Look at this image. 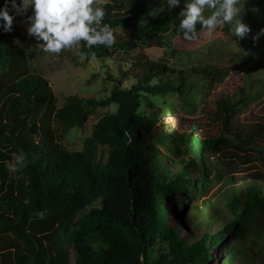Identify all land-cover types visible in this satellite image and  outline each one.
<instances>
[{"label": "trees", "instance_id": "trees-1", "mask_svg": "<svg viewBox=\"0 0 264 264\" xmlns=\"http://www.w3.org/2000/svg\"><path fill=\"white\" fill-rule=\"evenodd\" d=\"M26 17L32 19L33 9L19 0H1L0 70L15 79L0 89V240L12 237L16 244L0 245V264H71L67 244L75 248V264H197L233 231L237 237L232 253L236 248L247 255L257 252L252 264H264V247L257 243L264 240V231L255 240L249 220L264 211V182L239 181L237 154L223 150L231 146L264 163V124H236L233 131L229 126L236 112L264 92V72L249 78V89L241 87L218 101L226 112L218 138L199 123L185 132L163 128L154 133V125L144 126L140 114L144 94L173 92L189 103L204 85L223 84L227 70L183 63L179 69L139 53L127 73L134 81L129 89L118 84L105 100L73 96L59 108L50 82L31 72L25 42H17ZM144 17L149 18L146 23ZM216 23L223 24L231 41L247 44L251 31L264 34V0H202L197 5L172 1L163 6L154 0H124L103 6L98 22L85 20L80 27L89 60L106 58L114 49H142L138 40L159 45L171 29L195 37ZM27 24L29 30L31 21ZM121 27L130 28L132 36L116 35L114 30ZM111 103L118 105L116 113L94 126L82 150L63 147L56 124H64L66 131L82 128L99 107ZM141 129L148 143L176 144L175 157L178 146L192 153L204 185L224 178L233 187L220 196L221 209L208 202L204 212L195 209V223L207 225L195 226L201 235L183 238L180 229L169 224L167 209L160 213L162 201L184 189L181 183L188 182L191 172L182 168V173L169 175L146 150ZM182 162L195 166L188 159ZM213 173L216 178H211ZM83 211L87 213L79 217ZM216 218L226 223L214 233L208 225Z\"/></svg>", "mask_w": 264, "mask_h": 264}, {"label": "rangeland", "instance_id": "rangeland-1", "mask_svg": "<svg viewBox=\"0 0 264 264\" xmlns=\"http://www.w3.org/2000/svg\"><path fill=\"white\" fill-rule=\"evenodd\" d=\"M19 1L24 8L33 9V17L32 19L24 18L27 22L24 21L25 23L20 27L16 35L17 42L19 44H22V41L25 42L31 72L43 75L50 82L59 108L63 107L73 96L105 100L118 84H121L124 89H129L134 81L127 73L136 63L139 53H143L144 57L149 60L163 62L179 69H184L183 64L189 68L196 65L198 67L214 66L227 70L228 77L223 84L204 85L201 91L195 92L196 98L189 102L190 104L178 93H146L144 96L147 99L140 114L144 117V126L154 125V133L159 130L164 131L163 128L185 132L188 126L199 123L204 126L209 136L218 138L223 132L226 116V112L219 109L218 101L238 92L241 87L246 86L249 89V78H257V72H264V34L261 36L258 31H251L249 37H246L247 44H242L230 40L228 34L223 31L222 23H216L195 37L171 29L159 45H156L155 41L141 42L138 40L142 49H114L106 58L88 60L85 54L86 38L80 27L81 23L85 20L98 22L103 6H117L124 0H48L45 3L40 0ZM154 1L160 6L170 5L172 1L191 5L202 2V0ZM148 20L149 18L144 17L142 22L146 23ZM30 21L31 27L28 30L27 23ZM114 33L121 39L125 36H132L131 29L126 27L118 28L114 30ZM14 79L13 75L0 70V89H4ZM150 106H154V110L149 109ZM117 109L116 103H111L107 107H99L82 128L66 131L64 124H56L63 147L70 151L82 150L94 126L105 116L116 113ZM248 123L264 124V92L254 97L245 110L236 112L229 125L230 131L234 130L236 124ZM227 137L234 140V136L230 133ZM140 139L149 154H152L155 160H159L167 168L169 175L182 173V168L191 172L187 176L188 182L181 183L184 189L170 193L162 201L160 213L164 214L167 209L169 224L180 229L183 238L197 237L200 233L195 231V226L199 225L207 229V225H204L202 221L195 223L193 218L196 214L195 209L198 208L204 212L206 202L216 207L215 210L221 209L220 196L227 192L231 193L233 187L224 178L219 182H211L209 186L204 185L200 175L201 171L198 169V160L192 153L187 152L186 148L178 146L179 157H175L173 150L178 149L176 144L148 143L144 129L140 131ZM224 149L237 154L235 160L239 162V165H235V169L239 181L264 182L263 162L256 158L251 159L249 152H243L231 146H224ZM183 158L193 161L195 166H186L187 164L182 162ZM211 178H216V173H213ZM198 184L200 190L197 189ZM86 213L87 211L81 212L79 217ZM249 220L255 240H258L264 231V211L250 216ZM211 221L214 223L208 226L213 225L210 229L214 233H217L226 223L221 218ZM241 224L249 229L246 220H242ZM236 237L237 231H233L226 236L223 244L211 251L208 259H202L197 264H252V258L257 252L247 255L240 248H236L232 253ZM259 242L264 247V240L257 241ZM14 244L16 240L12 237L0 240V245ZM65 249L71 264H75L74 246L67 244Z\"/></svg>", "mask_w": 264, "mask_h": 264}]
</instances>
